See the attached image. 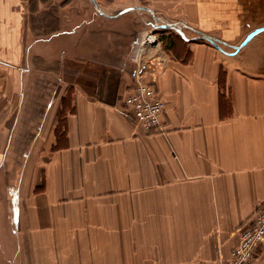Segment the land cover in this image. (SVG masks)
Wrapping results in <instances>:
<instances>
[{
    "label": "crops",
    "instance_id": "crops-1",
    "mask_svg": "<svg viewBox=\"0 0 264 264\" xmlns=\"http://www.w3.org/2000/svg\"><path fill=\"white\" fill-rule=\"evenodd\" d=\"M201 1L0 0V264L230 258L264 203V32L225 53ZM140 11L181 28L149 52L164 133L122 102Z\"/></svg>",
    "mask_w": 264,
    "mask_h": 264
},
{
    "label": "built area",
    "instance_id": "built-area-1",
    "mask_svg": "<svg viewBox=\"0 0 264 264\" xmlns=\"http://www.w3.org/2000/svg\"><path fill=\"white\" fill-rule=\"evenodd\" d=\"M155 26L151 25L141 32L131 48L130 61L135 64L136 79L134 84L123 93L122 99L126 112L146 133L165 132L163 118L166 102L156 86L157 68H163V63L158 61L153 64L149 56L150 49L160 40L157 32L160 28ZM149 69L152 73L149 72V78H146L145 72ZM263 240L264 203L241 227L240 240L232 249L230 258L221 260L219 264H251Z\"/></svg>",
    "mask_w": 264,
    "mask_h": 264
},
{
    "label": "rangeland",
    "instance_id": "rangeland-1",
    "mask_svg": "<svg viewBox=\"0 0 264 264\" xmlns=\"http://www.w3.org/2000/svg\"><path fill=\"white\" fill-rule=\"evenodd\" d=\"M56 1H60V2L67 1L68 2L69 0H49V3L51 2L55 3ZM204 1L205 0H202L200 5L205 4ZM232 3H234V7H231V5H233ZM223 4H224L223 12L225 14H228L227 15L228 17L230 18L232 17V19L234 20L236 19L234 22L237 21V23L232 24V21L228 17L224 16V18H227V19H223L224 20L223 23H227V26L222 27V25L219 24L220 26L218 25V27H216L215 26L216 20L212 18L211 21L213 23V26L211 28L209 27L210 28L209 31H212L216 34L218 33L217 35L219 37H221V35L227 36V38L233 42V45H235L236 42L242 41L246 37V35L252 30H254L255 28L264 25V0H223ZM232 8L234 9V11L231 10ZM236 8H238V10H235ZM138 13L142 17V19L141 17H139V19L141 20V23L143 24V28L141 29V31H139V34H137L136 37H138L141 32H144L151 25H156L155 27L160 28L157 32H158L159 39L162 40V37L165 36V32L168 30L162 24V22L159 20L156 21L148 12L140 11ZM197 13H199V11H197ZM167 21L174 22L176 24L186 23L184 20L183 21L182 20L173 21L171 19H167ZM217 23H222V22L218 21ZM223 40L225 39L223 38ZM225 41L227 42V40ZM223 48L227 51L235 50L227 46Z\"/></svg>",
    "mask_w": 264,
    "mask_h": 264
},
{
    "label": "water",
    "instance_id": "water-1",
    "mask_svg": "<svg viewBox=\"0 0 264 264\" xmlns=\"http://www.w3.org/2000/svg\"><path fill=\"white\" fill-rule=\"evenodd\" d=\"M93 1L96 3L97 7L100 8L98 3L96 2V0H93ZM128 9H130V8H128ZM99 11H100V9H99ZM161 21L165 25L166 28H172V29H176L178 31H181L180 27L175 26L174 24L167 23L164 20H161ZM260 32H264V25L259 26V27L255 28L254 30H252L251 32H249L246 35V37L240 42L239 45H234L233 48L235 49V52L239 51L249 40H251L255 35H257ZM198 35H199L198 36L199 39H205V40L211 42L212 44H214L221 51L231 54L230 52L224 50L220 45V43H222L224 45H227V43H225V42H223V41H221V40H219V39H217V38H215L209 34H206V33L199 32Z\"/></svg>",
    "mask_w": 264,
    "mask_h": 264
}]
</instances>
